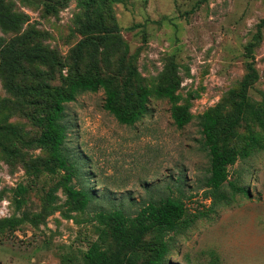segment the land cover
Wrapping results in <instances>:
<instances>
[{"label": "rangeland", "instance_id": "1", "mask_svg": "<svg viewBox=\"0 0 264 264\" xmlns=\"http://www.w3.org/2000/svg\"><path fill=\"white\" fill-rule=\"evenodd\" d=\"M4 2L25 16L20 33L34 32L33 45L56 59V64L26 65L30 75L20 83L58 86L77 71L92 72L110 80L109 89L134 97L173 79L177 100L149 98L148 113L133 126L119 124L104 110L105 89L66 105L67 147L94 196L92 207L80 210L69 196L64 172L50 173V152L35 143L42 128L32 120L43 115L41 108L30 98L7 93L0 75V131L12 151L0 148V264H88L84 256L92 245L111 258L119 246L114 223L100 225L96 206L121 207L134 215L157 192H171L183 201L188 217L206 211L210 201L202 185L209 163L197 117L210 113L223 129L249 65L255 73L248 103L264 110V26L258 28L264 0L106 3L90 12L109 31L104 42L80 33L87 22L81 0ZM13 36L0 30V38ZM80 44L82 56L75 63ZM172 106L193 117L182 129L173 123ZM234 129L228 145L239 148L249 134L264 135L247 115ZM228 170L229 180H240L248 196L194 219L182 235L171 233L166 264H264V152L239 159ZM69 185L80 186L75 180ZM19 187L25 188L23 194ZM156 237L155 232L144 235L143 247L125 250L120 258L143 264L149 255L145 246Z\"/></svg>", "mask_w": 264, "mask_h": 264}, {"label": "trees", "instance_id": "2", "mask_svg": "<svg viewBox=\"0 0 264 264\" xmlns=\"http://www.w3.org/2000/svg\"><path fill=\"white\" fill-rule=\"evenodd\" d=\"M119 1L121 0H81L80 6L82 5L85 10L87 22L81 25L80 33L83 36L93 37V40L98 39L104 42L109 31L103 21L92 20L90 12L100 5ZM25 21L23 14L12 12L4 0H0V30L5 34H15L10 39L0 38V75L4 78V87L7 93L19 99L30 98L32 101L30 103L41 108L43 115L32 120L37 127L42 128L35 143L49 150L54 163L49 172L53 173L55 168L64 172V181L67 183L69 196L77 203L80 210H85L92 207L94 196L91 190L83 184L88 182L86 174L82 171L78 159L67 147L70 125L66 120V105L75 102L76 98L82 94L96 93L100 89H105L104 110L113 116L119 124L133 126L148 113L149 98L174 103L177 100L176 85L172 79L163 87L152 91L141 89L132 97L127 92L120 95L115 90L109 89L110 80L96 73L80 74L79 71L58 86L22 84L20 82H24L26 76L30 75L26 65L56 64L52 52L41 46L33 45L34 32L20 33L21 26ZM263 26L264 20L259 23L258 28ZM99 34H103L101 38ZM83 44H80L75 52V63L81 59ZM248 70L250 73L244 77L237 95V107L232 114L227 116L226 126L223 129L218 128L217 118L210 113H204L197 117L202 146L206 150L209 163L202 185L204 198L210 201L207 210L199 213L198 216L188 217L183 201L173 197L170 191L168 194L157 192L146 200L134 215L121 207L105 209L103 206H96L95 219L100 225H106L107 222L114 223L113 233L119 246L115 255L109 258L96 245H92L84 256L88 264H135L132 257L120 258L121 253L125 250L143 247L141 244L143 236L151 232H155L157 237L155 242L145 246L149 255L143 264H166L165 256L169 252V241L171 240V237L168 238V236L171 233L182 235L191 227L194 219L207 217L221 208L232 206L237 202L238 197L248 196L247 189L240 180H229L228 170L237 160L247 159L255 153L264 152V135L260 136L255 133L246 137L244 147L228 145V142L236 137L234 128L244 115L255 121L264 131V110L262 108L255 109L248 103V85L255 73L250 65ZM122 87H127L126 82ZM247 110L248 112L244 114ZM170 112L173 123L179 129H182L193 119L185 108L172 106ZM9 147L5 134L0 131V148L8 154L12 152L8 151ZM73 180L80 184L78 189L69 185ZM180 183L181 180L177 179L175 185L177 189H179ZM18 191L19 194H23L25 188L19 187Z\"/></svg>", "mask_w": 264, "mask_h": 264}]
</instances>
